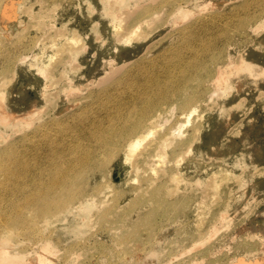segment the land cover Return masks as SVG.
Wrapping results in <instances>:
<instances>
[{
  "label": "rangeland",
  "instance_id": "374dc122",
  "mask_svg": "<svg viewBox=\"0 0 264 264\" xmlns=\"http://www.w3.org/2000/svg\"><path fill=\"white\" fill-rule=\"evenodd\" d=\"M4 1L0 0L1 17ZM168 1L15 0L17 5L15 16L18 14L17 18L11 20L0 18V22L4 20L3 23H0V84L4 85V88L2 85L0 86V92L5 94L4 100L0 101V104L4 105L1 104L3 106L1 112L7 110L4 113H10L5 117L6 119L1 118L3 122L7 123L2 124L3 122L0 120V152L6 147L16 144L13 147L15 152L11 164H24L27 169L26 173L29 174H17L15 182L26 183L31 187L34 185L35 178L49 179L50 175L47 169L55 167L63 161L65 146L63 147L61 142L55 149L44 144L40 152L33 151L25 154L22 150L33 148L42 141L47 143L49 139L52 142L61 139L63 130L69 125V123L63 124V118L70 112L91 105L90 102L94 99L88 95H91L92 92L98 95L99 89L96 83L101 80L100 76H106L105 74L111 71L109 66L116 69L125 63L123 59L116 57L114 52V34L119 37L124 35L123 31L133 28L134 32L129 35L125 34L124 37L128 38L132 35V38L135 39L134 36L137 34L135 28L140 30L136 36L139 38L140 32L148 28L149 23L150 26L154 25L152 28L150 26L148 28L152 34L147 43L133 46L130 49V54L134 55L138 48L149 46L150 43H158L161 40L169 43L178 42L180 41L178 32L183 28L191 26L195 28L199 22L204 20L211 23L215 16H221L216 23L201 27L204 32L200 31L202 39L217 40L224 30L233 29L237 23L247 18L248 14L243 13L244 8L241 6L246 3L251 4V0H173L172 4H169ZM255 4L253 1L252 5ZM251 11L254 12L251 16L259 13L257 6L253 7ZM172 14L173 16H171ZM231 14H236V16L227 18ZM138 15L141 17H137ZM117 16L121 21L117 20ZM153 16L155 19L159 17V20L155 21ZM149 18L155 23L151 24L148 21ZM14 19L18 21L15 22ZM144 22L148 24H144ZM42 23H45L43 24L45 26H42ZM140 26L142 27L140 28ZM117 29L121 35L117 33ZM6 31L9 32L6 34ZM253 33L264 35V29H258ZM71 39L77 41L73 42ZM69 40L72 44L74 43L71 45L72 47L76 46L81 50L87 47L78 55L71 54L68 58L70 61L67 59L64 64L71 71L72 83L78 86L72 91L75 93L77 91L85 92L76 97L70 91L71 95L68 94L66 97L75 96L72 99L65 97V91H62L61 85L53 83V78L56 80L59 76L55 75V78L54 75H50L53 73L51 69L53 70L55 64L63 62L62 54H60L62 59L59 60L58 53L62 46H68ZM221 46L224 48V59L220 65H222V71H226L224 72L226 75L223 74L222 78L218 80L213 78L210 81V94L214 92L216 95L213 94L215 95L212 96L213 99L209 97L212 100L209 103L214 104L216 109L204 114V108L200 107L194 112L185 113L184 116L182 110H175L170 114L169 120L167 117H161L158 120L160 129L157 130L159 132H165L170 128L177 132L181 131L182 133L179 132L181 135H186L192 126L196 124L200 126L199 136L201 139L193 145L192 153L188 154L185 161L179 163L177 167V172L180 173H177V176L181 175L183 178L180 177L179 181L181 187H185L186 180H191V184L189 183L190 185L187 186L191 194L185 212L190 224L188 234L178 230L183 224L182 221L172 225L175 228L173 230L167 228L169 226L167 222L162 231L165 245L161 249V254L157 256L156 262L148 257L147 251L150 246L142 248V245H139L138 250L125 254L118 247L116 236L119 234H115L100 222L97 211L101 208L100 197L93 199L90 196L93 193V187L89 186L87 197L91 201L84 203L83 207L92 208L90 217L82 220L77 215L78 212L73 211L71 216L62 215L50 219L47 224L42 222L41 228L44 231V237L50 241L48 252L40 251L41 246H33L26 264L35 262L34 259L42 257L43 254L46 255V258H51L49 260L47 258V261L46 258H44L45 260L43 257L42 260L39 258L38 260L41 262L37 260L34 264H53L54 262V264H75L76 260V264H198L197 261L203 258V263L200 261L199 264L230 263L246 251V249L242 250L243 243L264 256V72L262 71L264 44L258 42L243 46L235 42H225ZM229 60L235 61L231 63L233 65L231 67H235L234 64H236L237 69L231 68L229 71ZM74 61L75 63H73ZM240 61L252 62L256 68L254 67L249 72L250 69L246 65L244 67L247 69L244 68L243 62ZM239 63L242 64L240 69L238 66L241 65H237ZM252 65L249 66L252 68ZM6 76L12 77L10 84L1 83V81H5ZM91 79H94L93 82L88 83ZM91 85H96V87ZM3 94H1L2 97ZM92 96L94 95L92 94ZM79 101L80 103L77 104ZM1 106L0 110H2ZM102 114H99V117L102 118ZM89 115L97 114L89 111ZM165 119L168 122L166 125L167 122L163 121ZM177 126L179 129L181 128L179 131ZM76 130L78 129L76 128ZM176 133L175 135L178 134ZM123 159V156L117 157L109 166L100 171L98 179L109 185L107 194L115 189L125 192L138 185L136 177L140 174H136L132 168L133 162L125 165ZM164 161L165 163H159L164 164L159 165V168H165L170 164L168 159ZM215 174L218 176L216 177ZM209 177H216V180L208 182L210 186H207ZM235 178L239 179V182L234 180ZM222 180L223 183L220 184L219 190L215 188V185L211 186L214 182L221 183ZM227 184H229L228 191ZM212 187L213 190L217 189L215 192L218 194L213 193ZM205 188H208L207 191ZM217 197L221 200L215 199ZM78 206L79 204H76V207ZM199 207L201 208L199 209ZM198 210L201 212L199 213ZM221 213L227 214H224L225 219L220 218L222 217ZM200 214L204 217L202 218ZM197 217L200 222L202 219L206 220H204L202 235L196 238L197 244L194 247L195 238L191 236L197 232L196 226L199 221ZM216 228L218 232L214 233ZM210 236L212 239H208L211 238ZM22 239L24 238L20 240ZM200 240L202 243L204 241L206 243L202 244ZM6 243L11 247H8ZM1 244L9 248L8 250L7 247L2 246L4 250L15 251V243H13L14 246H12V242L7 241H3ZM197 245H200L198 249H196ZM73 246H79L76 250L78 253L75 254L77 256L73 255L69 259L67 254ZM188 248H194V251L188 250ZM184 252L186 253L184 254ZM48 254L56 255V257ZM211 254L215 255L210 256ZM31 256L33 260L30 259ZM260 264H264V261Z\"/></svg>",
  "mask_w": 264,
  "mask_h": 264
},
{
  "label": "bare ground",
  "instance_id": "6f19581e",
  "mask_svg": "<svg viewBox=\"0 0 264 264\" xmlns=\"http://www.w3.org/2000/svg\"><path fill=\"white\" fill-rule=\"evenodd\" d=\"M172 1L173 0H169L168 3L172 4ZM253 1L256 3L255 5H252ZM16 6L15 0H5L2 5V17L0 14V18H6L8 20L17 18L18 14L15 16ZM255 6H257L259 13L251 16L254 13L251 10ZM241 8H244V14H248L247 18L237 23L233 29L224 30L217 40L211 38L207 40L202 39L200 31L204 32L201 27L204 28L209 24L216 23L221 16H215L211 20V23H207L206 20H204L199 22L195 28L192 26L183 28L178 32L180 37V41L178 42L169 43L165 40H161V42L158 43H150L148 44L149 46L146 45L144 48H138L134 55L130 54V49L133 46H140L145 42L147 43L152 34L151 30L148 28H152L154 25L150 26V23L144 22V24H148L150 27L148 26L143 32H140L141 34L139 35L141 36H139V38L136 36H138L137 34L140 30H136L134 27L137 32L134 38L137 40L133 39L132 35L128 38L124 37L125 34L129 35L134 32L133 28V30H122L123 33H125L119 37L114 34V52L117 55L115 56L125 61V63H122L123 66L121 64L120 67H116V69H113L115 67L109 66L111 71L108 73L105 72L106 76L103 75L104 77L101 75V80L96 83L99 89L97 92L98 95H95L94 92L88 95L91 99H94V101L90 102L91 105L70 112L63 118V124L69 123V125L63 130L61 139L56 142H52L49 139L47 143L42 141L43 144L39 143L33 148H25L22 150L25 154H29L33 151L40 152L44 144L51 149H55L59 142H61L63 147L65 146L63 161L55 167H49L47 169L50 175L49 179L42 177L35 178L34 185L31 187L26 183L19 184L15 182L17 174L29 175L26 173L27 169L24 164H11L15 152L13 147L16 144L6 147L0 152V264H26L27 257L31 255L30 252L33 246H41L42 250L40 247V251L46 252L50 245V241L48 238L44 237L41 224H47L50 219L58 218L62 215L71 216L73 211H77V215L82 218V220H86L90 217L92 208L83 207L84 203L91 201V199L87 197V188L89 186L93 187V193H91L92 195L90 196L93 197V199L98 196L100 197L99 202L101 203V208L97 210L100 222L108 229L114 231L115 234H119L116 236L118 247H120L125 254L138 250L140 247L139 245H142V248L150 246V249L147 251L148 257L156 262L158 260L157 256L161 254V249H163L165 245L162 231L165 229V223L167 222L169 224L167 228L173 230L175 228L172 227V225L182 221L183 224L178 230L184 234H188L190 224L185 216V212L191 194L187 186L191 184V180H186L187 184L185 180V183L182 181L185 187H181V182L179 181L182 176H177V173H179L177 172V167L179 163L185 161L188 154L192 153L193 145L201 139L199 136L200 126L199 124L192 126L189 131H187L186 135H181L182 132L179 131L181 128L179 129L178 127L181 125L179 124L177 128L181 133L170 128L165 132H159L160 124H158V120L159 118L161 119V117H167V120H169L170 114L175 110H182V112H184L182 115L184 116L185 113L189 114L200 107L204 108V114L216 109L214 104L209 103L212 102L209 97L216 95L214 92L210 94V81L213 78L216 80L222 78L224 72H226L222 71V65H220L222 64L220 62L224 59V48H222L221 44L225 42H235L243 46L253 45L258 42L264 44V35L262 33H258L260 35H255L253 33L258 29H264V0H251L250 5L246 3L241 6ZM176 10L178 11V8ZM236 14H231V17L229 16L227 18H233ZM171 16H173V14ZM137 17H141V15ZM117 18V20L120 19L119 16H117ZM153 18L156 21L159 17L155 19L153 16ZM154 20L148 19L151 24L155 23ZM3 21L1 22L3 23ZM17 21L15 20V22ZM141 23L143 24V22ZM43 24L45 23H42V26H45ZM34 26L33 28L35 29ZM36 26L39 27V25ZM3 27L5 28V26ZM141 27L142 26H140V28ZM41 28H38V30H41ZM118 29L121 31L120 28ZM118 29L116 30L117 33L120 32ZM8 32L9 31H6V34ZM118 34L121 35V33ZM71 40H69V43L66 42L68 43L67 47L62 46L60 48L61 51H58L60 56L58 59L60 60L63 56V62L58 61L60 63L55 64V66L53 65L54 68L52 67L53 70L51 69V71H53L54 74H50L52 76L54 75V77L55 75L59 76L56 80L53 78V83L61 85L62 91H65V97L68 94L71 95L70 91L77 89L78 86L72 83L71 71L68 70L69 68L64 64L66 60L70 58L71 54L78 55L87 48L81 50L76 46V48L72 47L71 45L74 43L72 44L70 42ZM72 41L74 42L77 40ZM60 54H62V56ZM230 55L234 56L232 54ZM228 57L230 56L228 55ZM68 60L70 61V59ZM230 61L231 60H229V71H231V68L237 69L236 64H234L235 67H231L233 66L231 63L235 61ZM243 61L245 60L243 59ZM73 63H75V61ZM247 63L248 62H243V67L246 65V67L250 69L249 72H251L254 67L256 68L255 64L252 62H249L251 64L248 63L250 66L253 64L252 68ZM237 65H241L238 66V68L242 67L240 63ZM77 66L80 67V65ZM225 66L229 67L228 65ZM262 71L264 72V67ZM262 71L261 73H263ZM4 80L5 81H1V83H9L12 81V77L6 76ZM93 80L87 81L90 83V81L93 82ZM216 82L213 83L217 84ZM1 85L4 88V85L0 84V86ZM93 85L91 86L96 87V85ZM213 88H215V86H213ZM214 90L218 91L217 89ZM72 93L77 97L85 92L80 93L77 91V93H75L72 91ZM1 94L3 93L0 92V101L3 102L5 94H3V97ZM92 94L94 96H92ZM68 97L71 98V96ZM66 100L69 101L68 99ZM78 103H80V101L77 102V104ZM1 104L3 105V103ZM77 104L75 102V105ZM3 106H1V109ZM66 110L68 111V108ZM1 111H3V109L0 110V120L2 121L1 118L6 119L5 117L10 113H4L7 112V110L4 112ZM89 111L95 112L97 115L90 116ZM101 113H103L102 118L99 117ZM167 120L165 119L163 121L167 122ZM4 123L7 122H3L2 124ZM166 124H168V122L165 123V125ZM76 128L78 130H76ZM175 133L177 135H175ZM119 156L124 157L123 160L125 165H128L129 162H133V166L131 165L132 168H134L136 174H140V176L136 177L138 185L125 192L115 189V191L111 190L107 194L106 191L109 185L105 184V182H101L98 177L101 174L100 171L109 166ZM167 159L170 164L165 168H159L161 165H164L159 163H165L164 160ZM149 172L153 173L150 174ZM215 176L217 177L218 175L215 174ZM216 177H209V181H207L206 185L210 186L208 182H212L213 179L216 180ZM234 180H236V178ZM236 181L239 182V179ZM222 183L223 180L218 184L214 182L211 186L215 185V188L219 190L220 184ZM207 189L205 191H207ZM226 189L228 191L229 184L226 185ZM212 191L216 193L215 191H217V189L213 190L212 187ZM109 197L110 199L107 200ZM211 198L213 199V197ZM215 199L220 198L217 197ZM92 201L94 202V200ZM76 204H79V206L76 207ZM200 208L201 207H199V209ZM196 214L198 213L196 212ZM224 214H222L220 218L225 219ZM200 216H202V218L204 217L201 214ZM200 216L198 217L201 218ZM90 219L92 220V218ZM198 220V225L196 224L197 232L191 236L195 238V242H193L195 243L193 244L194 247L197 244L196 238L202 235L205 225L204 220L206 219H202L201 222L200 219ZM217 223L214 224L216 225ZM208 230L210 231V229ZM217 230L216 228L214 233H217ZM212 236L208 239H212ZM21 238L24 239L20 240ZM2 240L12 242V246H14L13 243H15V251L9 252L4 250L2 246L9 247L10 245L8 243H6L8 244L7 246L1 244V242H3ZM201 243L200 245L206 242L204 241L202 244ZM200 245H197L196 249H198ZM248 246L249 245L243 243L242 250L246 249V251L232 262L215 264L263 263L264 256L260 255L257 250L249 248ZM78 247L79 246H73L70 248L67 254L69 259L78 253V251L76 253ZM188 250L194 251V248H188ZM185 253L186 252H184V254ZM38 254H36L37 257ZM48 255L56 257V255ZM213 255L211 254L210 256ZM45 256L43 254V260H45ZM42 257L39 256L40 259ZM32 258L31 256L30 259ZM38 259H34V261L37 262ZM41 260L38 261L41 262ZM203 260L204 258L200 261L203 263ZM200 261H197L198 264L201 263ZM52 262H54V260ZM74 263L76 264L77 260Z\"/></svg>",
  "mask_w": 264,
  "mask_h": 264
}]
</instances>
